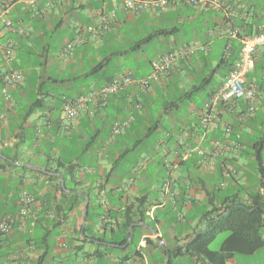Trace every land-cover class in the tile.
<instances>
[{
	"label": "crops",
	"instance_id": "obj_1",
	"mask_svg": "<svg viewBox=\"0 0 264 264\" xmlns=\"http://www.w3.org/2000/svg\"><path fill=\"white\" fill-rule=\"evenodd\" d=\"M24 2L14 0L8 15L0 11V113H7L0 122V219L13 223L12 232L0 237V264L15 256L21 264H167L170 253L184 249L206 229L208 213L223 207L227 197L219 193L228 184L243 191L235 195L244 202L264 191V169L262 174L253 155L264 138V48L257 51L248 75L257 96L255 113L240 121L248 106L234 100L213 107L217 126L201 122L205 105L229 73L219 68L220 61L228 57L235 62L241 55L238 35L264 33V0H220L221 9L208 11L185 5L139 15L119 10L104 37L88 34L68 54L63 48L77 40L75 29L91 25L96 9L111 10L110 1L39 0V15L26 12ZM201 13L209 14L201 37L179 45L178 25H190L193 15ZM7 18L11 28L5 25ZM139 25L151 33L132 32ZM220 28L235 31L236 37L219 36ZM172 29L178 31L158 38L168 47L163 53L199 44L206 51L182 61L147 89L135 82L106 107H91L73 121L64 118L69 99L125 73L135 80L149 76L154 62L150 70L135 65L113 73L97 66L139 56L143 39ZM124 32L135 39H125ZM8 46L13 60L5 63L2 48ZM9 70L24 74L16 89L1 80ZM5 88L14 100L11 109L3 97ZM37 101L40 105L34 107ZM182 106L187 117L174 118ZM124 123V130L113 135V127ZM66 183L68 196L63 197L60 189ZM22 192L33 196L32 205L20 206ZM70 204L73 210L65 211ZM126 232L129 238L123 243ZM177 262L195 264L188 257ZM231 263L239 264L236 259ZM241 264H264V248Z\"/></svg>",
	"mask_w": 264,
	"mask_h": 264
},
{
	"label": "built area",
	"instance_id": "obj_2",
	"mask_svg": "<svg viewBox=\"0 0 264 264\" xmlns=\"http://www.w3.org/2000/svg\"><path fill=\"white\" fill-rule=\"evenodd\" d=\"M112 4L111 10H106L102 7L96 9L93 16V23L86 27L75 29L74 42L68 43L63 48V53L68 54L74 46L83 42L86 35H90L94 39H101L111 29L113 22L116 20L117 11L123 10L132 15H139L146 11H161L175 5H185L191 7H198L202 11L210 9L219 10L222 7L220 0H109ZM14 0H8L0 5V11L4 15H8ZM24 10L35 15L40 14L39 0H25ZM7 28L12 27L10 19L5 20ZM219 36L236 37V32L232 30L218 29ZM1 38V35H0ZM259 48H264V33L254 34L241 38V55L236 60L229 71L226 80L220 89L213 95L210 101L205 105V112L201 117L203 126L209 125L217 126L214 121L212 110L213 107L222 104L228 105L234 100H244L247 103V111L240 117V121L248 119L256 111L257 96L255 90L248 84V75L251 71L255 55ZM206 46L203 44L190 45L182 47L176 51L164 53L160 55L155 63L153 72L140 80H135L131 73H125L118 77L113 78L99 89L89 92L77 99H69L65 102L64 118L68 121L76 120L80 112H87L91 107L99 108L106 107L109 99L117 95L121 91H125L133 83H137L142 89H147L151 83L160 82L162 79L168 77L175 67L182 61L190 57L197 56L199 53H204ZM2 60L5 63H10L13 60V51L8 47L2 48ZM2 82L6 87L16 89L24 82V74L20 70H9L2 77ZM3 96L7 103L8 109L14 105V100L8 90H3ZM7 113H0V122L4 121ZM128 123L116 125L112 129L113 135H119ZM230 132V129L227 130ZM218 147V144H215ZM238 148V145L236 146ZM168 190V184L164 185ZM34 203V198L28 192H22L20 197V206L27 207ZM42 209L39 207L38 211ZM47 214L51 219L55 218L53 214ZM44 215V214H43ZM38 214L34 216L32 226L35 225L38 219ZM13 230V223L10 220H0V237L8 235ZM20 257L15 256L9 259L8 264H21Z\"/></svg>",
	"mask_w": 264,
	"mask_h": 264
},
{
	"label": "trees",
	"instance_id": "obj_3",
	"mask_svg": "<svg viewBox=\"0 0 264 264\" xmlns=\"http://www.w3.org/2000/svg\"><path fill=\"white\" fill-rule=\"evenodd\" d=\"M177 31L178 29L160 30L143 39L141 43H149L155 38L169 37L173 32ZM238 37L240 39L242 38L241 35H238ZM233 64L234 61L232 62L231 59L226 57L220 61L219 68L230 71ZM107 67L108 63L99 64L97 69L101 71ZM207 83L209 84V82ZM200 90L201 87L196 88L191 94L195 95ZM38 105H40V101H37L34 107ZM255 148L256 151L253 155L262 172L264 169V158L262 154L264 138H261L255 144ZM66 190H68L67 183L64 188L60 189L63 197L68 196L65 193ZM73 190H77V188ZM75 196L79 197V195ZM222 206L215 207L208 213L205 219L207 226L202 233L197 234L184 249L179 250L175 254L170 253L167 264H178L177 260L180 257H188L194 260L195 264H230L231 260L235 259L237 255L251 256L258 250L264 248V191L252 195L248 202L239 200L238 195L234 194L233 196L227 197L222 203ZM73 207L74 204H70L65 211H71ZM219 211L220 213L218 214ZM141 213L144 214L143 212ZM0 220L6 221L5 218H1ZM130 224L131 219H128L126 226L129 228ZM223 232L228 233V237L224 240L218 251H212L210 245L218 234ZM86 233L87 227L84 236H86ZM128 238L129 233L126 232L123 243H127ZM148 242L149 244L152 243L151 241Z\"/></svg>",
	"mask_w": 264,
	"mask_h": 264
},
{
	"label": "rangeland",
	"instance_id": "obj_4",
	"mask_svg": "<svg viewBox=\"0 0 264 264\" xmlns=\"http://www.w3.org/2000/svg\"><path fill=\"white\" fill-rule=\"evenodd\" d=\"M188 13H190V11H188ZM189 16L192 17V14L190 13ZM208 16H209V14L205 15L203 13H201L199 15H193V17H195L192 19L193 23H191L190 25H188V24L178 25L179 33L175 39L177 41V43L179 45H182V44L187 45L191 42L197 41L198 40L197 38L201 37V33L203 31V25H204L205 21L207 20ZM177 18H178V14L174 13L172 15V19L175 21L174 26H177V24H178V22L176 21ZM139 26L140 27H136V28L132 29V32H134L136 34L137 33H143V32L147 33V34L151 33L150 29L144 28V27H142V25H139ZM123 36L125 37V39H132V38L135 39L133 37V35L131 33H128V32H124ZM123 46L125 47V45H123ZM142 46H143V52L139 53V56H138V54L132 55V57L129 60L123 59V61H121V62L119 61V59H115L108 65L106 72L107 73H113L120 68L125 69L127 67H135V65L140 66V68H143L144 70H150L151 64L153 62L154 63L157 62V57L159 56V54H164L163 52H165L168 49L167 46L159 43L158 38H155L153 41H151L149 43H145ZM127 62H128V64H127ZM8 91H9V89H8ZM177 96H178V93H177ZM203 98H204V95H203ZM171 100H174L173 95H171ZM196 100L198 101L199 98L197 97ZM187 115H188V112H187L186 107L182 106L180 112H178V114H176L174 116V118L178 119L182 116L184 118H186ZM165 127L167 129L170 128V125L168 122H166ZM260 137H261V134L257 135L255 140L256 141L259 140ZM263 158H264V150H263ZM219 194L226 196V197L233 196L234 194H239L240 196H242L243 191L239 190V189H234V188L230 187V185L228 184V186L226 188H224L221 191V193H219ZM227 237H228V233H226V232L218 234L216 239L210 245V249L212 251H218L220 249L222 243L224 242V240ZM247 258H248V256L237 255L235 259L238 261L239 264H241V261L244 259H247Z\"/></svg>",
	"mask_w": 264,
	"mask_h": 264
},
{
	"label": "water",
	"instance_id": "obj_5",
	"mask_svg": "<svg viewBox=\"0 0 264 264\" xmlns=\"http://www.w3.org/2000/svg\"><path fill=\"white\" fill-rule=\"evenodd\" d=\"M81 195L87 199V203H88L89 201H88L87 196L84 193H81ZM87 216H88V207L86 205V207H85V216H84V226H85L86 221H87ZM131 235H132V231H131Z\"/></svg>",
	"mask_w": 264,
	"mask_h": 264
}]
</instances>
